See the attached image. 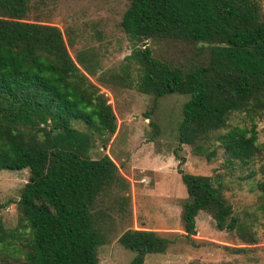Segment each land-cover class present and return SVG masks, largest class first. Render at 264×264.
<instances>
[{
  "label": "trees",
  "instance_id": "16d2710c",
  "mask_svg": "<svg viewBox=\"0 0 264 264\" xmlns=\"http://www.w3.org/2000/svg\"><path fill=\"white\" fill-rule=\"evenodd\" d=\"M39 4L47 0H0V171L29 169L17 226L7 231L0 219V264H100V246L114 236L135 253L129 264H145L181 237L194 240L202 211L256 242L220 174L183 169L185 232L133 227L131 183L104 151L118 116L100 85H135L154 108L189 95L179 141L207 161L219 148L247 164L256 158L264 198V0H127L120 27L132 50L112 79L99 49L76 48L78 30L41 19Z\"/></svg>",
  "mask_w": 264,
  "mask_h": 264
},
{
  "label": "rangeland",
  "instance_id": "374dc122",
  "mask_svg": "<svg viewBox=\"0 0 264 264\" xmlns=\"http://www.w3.org/2000/svg\"><path fill=\"white\" fill-rule=\"evenodd\" d=\"M38 6L41 19L63 30L67 26L78 30L76 48L97 47L110 78L111 72L120 73L132 50L128 35L120 27L127 0H47V5ZM70 50L74 55V49ZM100 86L118 116L117 132L104 151L112 155L131 183L133 227L144 225L168 234L185 232L181 217L187 189L179 172L183 169L194 174H220L223 192L235 215L250 223L257 238L256 242L244 241L236 230L218 228L215 218L202 211L194 240L181 237L165 253L147 254L145 264H264V198L257 187L262 175L257 159L253 157L247 164L219 148L207 161L194 152L192 145L182 144L178 126L189 95H167L154 108V96L140 92L135 85L108 81ZM151 121L159 124L158 134L153 135L156 127ZM75 124L83 125L79 121ZM263 129L261 122V139ZM99 149H104L101 144L96 154ZM181 158L185 162L181 163ZM252 170L256 173L247 175ZM28 177V168L0 171V219L7 231L18 224L19 192ZM134 255L117 236L100 246V264H129Z\"/></svg>",
  "mask_w": 264,
  "mask_h": 264
}]
</instances>
